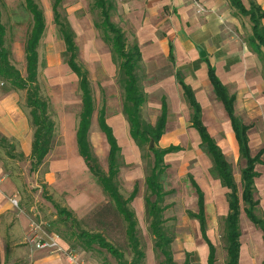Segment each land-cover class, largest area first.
I'll list each match as a JSON object with an SVG mask.
<instances>
[{"label": "crops", "instance_id": "obj_1", "mask_svg": "<svg viewBox=\"0 0 264 264\" xmlns=\"http://www.w3.org/2000/svg\"><path fill=\"white\" fill-rule=\"evenodd\" d=\"M113 1L115 3V10L112 13V18L115 19V23L124 32L130 34L133 39L131 45L133 43L138 45L140 51L139 68L143 69V74L147 78L141 84L146 96L141 110L153 107L156 111L153 121L142 119L146 123L154 125L161 114L163 103L166 106L165 129L154 147L159 150L167 149L170 146L179 148L178 150L167 152L164 156L182 150L183 148L179 144L170 143L165 145L166 137L164 135L170 129V124H173L175 127L188 125L189 132L196 141V146L200 148L209 161L207 171L209 180L203 177L206 180L203 183L197 177H193L191 172H188L187 175L195 193L196 190L192 184V180L203 193L205 235L215 248L214 264H218V251L210 238L212 236L211 232L215 227L214 225H218L219 219L223 218L225 231L224 218L228 213V189L211 172L213 167L212 161L200 147L199 134L191 126L192 108L185 97L181 84L177 80V74L181 76L183 82L192 91L194 100L201 110V121L230 165L231 158H241L230 119L224 109L223 103L216 97L209 80V65L214 68L215 75L225 86L228 94L234 97L233 110L235 116L245 125L249 126L247 136L251 155L254 156L263 149V153L260 156L261 162L257 163L254 168L258 173V176L254 178V198L258 201V214L264 219V60L251 49L247 38L244 37L245 27L251 31V22L247 16L236 12L229 0H201L202 5L206 9L203 14L196 13L195 7L188 0ZM241 1L246 8L253 2L264 10V0ZM261 25L264 27V17L261 19ZM62 42L64 44L63 40ZM109 48L107 46L110 65L114 68L113 72L116 70V67L118 71L117 63ZM198 48L202 49L204 56L201 55ZM100 49H102V46ZM65 64L67 65L66 62ZM73 75L76 76L74 73ZM16 93V89L10 88L7 93L0 95V138L14 144L20 156L30 157L33 132L28 124L30 119L27 116V111L22 110V105L20 106L15 103L14 98L18 96ZM101 111L104 113L106 125L112 130L113 136L120 148L118 160L122 158V151L125 147L131 151L137 147L142 151V148L136 145L130 135L129 124L123 110V99L118 112L110 115H107L104 105L96 109L94 101V110L89 126V141L91 148L93 147V151L98 152L105 148L107 158L106 170L100 166L96 155L93 154L101 169L107 173L109 143L99 125L98 117ZM174 118L176 121L172 120ZM59 125L61 145L57 146L55 150L61 160L50 164L49 172L45 174L47 183L44 182L43 184L44 186L45 184L53 186L51 182L56 183L59 180L68 181L67 186L66 181H64V185L61 182L59 183L62 184L59 187V190H61L59 195H63L66 192L64 194L66 208L70 211L82 213L89 208H93V206L101 201V198L107 195L94 178L95 182L93 183L86 181L88 178L84 170L90 175L91 173L78 152L76 142L77 125L74 114L72 112L68 114L65 112L60 113ZM162 141L164 144H162ZM149 151L151 152L150 149ZM49 156L50 151L45 156L42 164L46 162ZM260 167L262 168L261 170L259 169ZM241 169L238 179L234 176L232 170L234 181L237 187L239 186V197L241 196ZM119 173L120 167L118 162V181L120 180ZM79 175L85 178V181L83 184L74 186L73 179ZM145 179L146 177L144 178L146 185ZM209 183L213 184V188H216L219 197L221 190L224 194L223 205L214 216L208 214L207 193L203 187L206 184V188H208ZM32 189H37L32 195L33 200L29 193L26 195L23 192L24 190L30 192ZM134 189H136V194L130 202V208L136 215L138 235L139 230H141V236L146 239L145 247L143 248L145 253L143 264H158L153 245V235L149 230V221L146 224L144 220L143 223L145 224L142 225V220L140 219V213L144 214L145 212L146 214L145 198L147 195L143 196L138 193V182L135 181L127 197ZM41 190L42 188L38 184L29 182L25 185L24 182L22 183L19 175H15L13 170L5 168L3 162L0 161V264H72L63 255L36 249L26 241L30 216H36L41 211L40 207L42 205L47 207L49 206L48 203L56 209V202L51 197H44L50 201L45 203L46 200L41 196ZM56 190L58 191V189ZM91 192L93 194H90ZM258 192H261L260 196L256 197ZM12 195H15L20 203L17 209L9 201V197ZM75 196L76 198H74ZM239 204L240 236L238 264H264L263 233L247 217L243 210L244 204L241 200ZM197 212L198 204L196 211L188 210L186 212L187 215L181 217V220L179 219L178 222H181L180 227L177 231H174V235L172 234L171 252L176 264H183L185 260L188 261V264H209V245L203 239L199 220L190 214H196ZM242 222H245V225ZM165 223L163 224L164 226ZM139 238L141 241L140 235ZM61 242L65 247L72 249L62 237ZM75 249L83 264H103L99 259L96 260L93 256H90L88 250L80 246H77ZM223 258L224 264H227L225 249Z\"/></svg>", "mask_w": 264, "mask_h": 264}, {"label": "trees", "instance_id": "obj_2", "mask_svg": "<svg viewBox=\"0 0 264 264\" xmlns=\"http://www.w3.org/2000/svg\"><path fill=\"white\" fill-rule=\"evenodd\" d=\"M52 1L53 22L57 31L64 41L65 50L63 57L78 79V89L81 95V110L76 127V142L79 155L83 158L91 175L101 186L109 200L114 206V210L122 217L125 222L124 232L127 244L131 252V258L128 260L125 254L111 242H109L102 233L81 230L72 232L79 246L85 250H105L114 261L108 259L102 260L103 264H143L145 253L141 244L137 219L134 211L130 208V202L136 194L134 189L128 197H124L119 189L117 179L118 157L120 148L117 145L112 130L105 123L104 113L101 111L98 117L101 130L105 133L109 143L108 170L104 172L92 152L89 141V126L91 116L94 110V100L89 83L88 70L79 62V48L75 42V32L70 26L68 19L63 16L59 10L61 0ZM231 6L240 15L247 16L251 22V35L247 38L251 49L264 60V27L261 25V19L264 17V10L259 5L251 2L246 8L241 0H229ZM24 7L31 17V25L24 43L25 75L23 76L18 68L11 62L10 51L6 46V27L2 22L0 10V81L6 83L12 89L25 91V105L28 109L29 119L33 128L30 164L31 169H37L45 156L52 147L55 132V122L50 115V103L46 96L41 92L38 83V46L42 39L45 29V17L43 10L35 0H24ZM92 8L97 10L99 20L94 26L102 33L103 40L109 45L111 54L117 63L119 82L123 90V110L129 124V132L136 145L142 148L149 146L150 139L153 140V147L150 150L154 160L151 173L146 176V186L154 199L145 198L146 214L149 221V230L153 235V245L157 255L158 264H176L172 257L171 242L173 236L168 233L163 225L165 222L164 211L166 205L163 204L166 192L163 190V178L167 165L164 163V154L178 147L170 146L167 149H156L154 145L163 134L166 122V106L163 103L162 111L154 125L146 123L141 117V108L145 102V93L142 90L141 82L137 75L140 61V51L136 43L128 44L125 33L120 26L112 20V13L115 10L113 0H93ZM208 77L212 84L216 97L223 103L224 109L230 119L232 129L237 140L240 158L244 161V167L241 169V196H238V187L234 181L231 165L225 159L215 140L208 134L206 127L201 121V110L194 100L190 88L183 82L181 76L177 74V80L181 84L185 97L188 100L191 112V126H193L200 137V147L205 151L212 161V174L217 177L221 184L228 189V213L224 218L225 222V250L227 255V264H238L239 254V213L240 200L243 202V210L247 217L257 225L264 236V219L257 211L258 201L254 198V178L258 176L255 171V165L261 162L260 156L263 153L261 149L256 155L252 156L249 148V139L247 131L248 125H245L234 114V97L229 95L225 86L214 73V68L208 66ZM5 139L0 138V144H4ZM15 157V155H10ZM197 193L198 212L191 214L197 218L200 223L203 239L209 245L208 263L214 264L215 248L205 235V217L203 193L192 180ZM58 220L74 223L72 211L66 207L56 204ZM183 264H188L185 260Z\"/></svg>", "mask_w": 264, "mask_h": 264}, {"label": "rangeland", "instance_id": "obj_3", "mask_svg": "<svg viewBox=\"0 0 264 264\" xmlns=\"http://www.w3.org/2000/svg\"><path fill=\"white\" fill-rule=\"evenodd\" d=\"M35 1L43 9L46 20L45 33L38 46L37 78L42 94L49 100L51 118L56 123L54 140L50 149V156L44 164L40 165L35 170L31 169L29 157L20 156L16 146L8 141H5L2 145L0 144V161L3 162L5 168L13 170L15 175L18 174L22 183L24 182L25 185L29 182L40 185L42 188L41 196L43 198L51 197L57 205L66 207L64 195L66 192H64L63 195H59L61 191L59 187L62 184L64 185V181L66 180H59L56 183L51 182L53 186H49L48 184L44 186L43 183H47L45 174L49 172L48 169L50 164L61 160L55 150L57 146L61 145L59 114L63 112L67 114L72 112L77 125L81 108L80 91L78 89L77 77L73 75L64 62V44L53 22L51 0ZM92 3L93 0H61L59 10L61 14L69 20L76 32L75 41L79 48L78 60L89 71V82L96 109L104 105L107 115H110L118 112L121 108L123 90L119 82L117 67L115 66L116 70L113 72L114 68L110 65V59L107 55V46L109 47V45L103 40L101 31L94 26V23L99 20V16L97 10L92 8ZM0 10L2 22L6 27L5 40L6 46L10 51L11 62L24 76V43L30 29L31 17L24 7V0H0ZM112 20L115 22V19L112 18ZM250 32L251 31L245 27L244 37L248 38L251 35ZM124 33L127 43L131 44L133 39L130 34ZM101 46L102 49H100ZM136 73L141 84H143L147 79L143 74V69L138 68ZM8 89H10L9 85L0 81V95L7 93ZM16 91L18 96L14 98L15 103L20 106L22 105V110L27 111V116L29 118L28 109L25 105V91L17 89ZM155 114L156 111L153 107L151 109L146 108L141 110V117L146 121H153ZM172 120L176 121L175 118ZM28 124L33 132L30 121ZM169 128L168 132L164 135L166 137V142H164L165 145L174 143L179 144L183 148L182 150L164 156V163L167 165V168L162 181L163 190L166 192L163 202V204L166 205V209L163 214L166 219V230H168V233L174 235V231H177L181 224V222H178L179 219L181 220V217H185L188 210H197L196 193L188 179L187 173L191 172L193 177H197L199 181L204 183L206 180L203 177L209 180L207 172L209 161L200 148L196 146V141L190 134L188 125L175 127L173 124H170ZM164 143L162 141V144ZM149 149L147 144L142 147V151L138 147L134 148L133 151L126 147L123 149V156L118 160L120 167V180L118 183L124 197H127L129 194L133 182L137 181L138 193L154 199V196L146 188L144 183V178L151 173L153 165V155ZM92 152L96 155L100 166L106 170L107 158L105 148L97 152L93 151L92 147ZM10 155H15V157H10ZM230 160L233 174L238 179L240 169L244 166V162L239 158H231ZM259 169L261 170L262 168L260 167ZM84 171L87 173L88 179L86 181L88 183L95 182L93 177L88 174L86 170ZM84 181L85 178L79 175L73 179V185L77 186L83 184ZM60 182L62 184H59ZM67 182L68 181H66V186ZM204 185L203 187L207 193L208 199L207 211L209 215L214 216L223 205L224 194L221 190V195L219 197L218 191L216 188H213V184L209 183L208 188H206V184ZM56 189H58V191ZM36 190L37 189H32L30 192L24 190L23 192H25L26 195L29 193L33 200L32 195ZM260 193L261 192H258L256 197L260 196ZM90 194L93 193L91 192ZM74 198H76V196ZM45 200V203L50 202L47 199ZM48 204L49 206L47 207L42 205L40 207V213L36 214V216L29 215L30 219L35 218L45 222V227L62 237L76 253L77 250L75 248L79 246V243L76 241L75 237L71 236V233L86 230L102 233L109 242L119 248L125 254V257L130 260L131 252L124 232L125 222L114 210V206L107 196L101 198L99 203L93 206V208L87 209V211L82 213L72 211L73 217L76 219L74 223L70 221L65 223L58 220L57 210L54 209L50 203ZM18 205L20 206L19 202ZM14 208L17 209L16 207ZM140 216L142 220L141 224H145L143 223L144 220L146 224H148L145 212L144 214L140 213ZM242 223L245 225V222ZM217 224L218 225H214L215 227L211 232L212 236L210 239L215 244L218 251V264H224L223 253L225 249V234L223 218L219 219ZM139 235L144 248L146 239L141 236V230H139ZM96 249L97 248L88 251V254L93 256L96 260L99 259L102 261L108 259L111 262L114 261L113 257L105 250Z\"/></svg>", "mask_w": 264, "mask_h": 264}, {"label": "built area", "instance_id": "obj_4", "mask_svg": "<svg viewBox=\"0 0 264 264\" xmlns=\"http://www.w3.org/2000/svg\"><path fill=\"white\" fill-rule=\"evenodd\" d=\"M194 7L196 13H205L206 9L201 0H188ZM10 203L18 208V199L15 195L9 197ZM45 222L39 219H30L28 223V232L26 241L36 249L44 250L49 253L63 255L72 264H83L74 249L65 247L61 242V237L54 231L45 227Z\"/></svg>", "mask_w": 264, "mask_h": 264}, {"label": "water", "instance_id": "obj_5", "mask_svg": "<svg viewBox=\"0 0 264 264\" xmlns=\"http://www.w3.org/2000/svg\"><path fill=\"white\" fill-rule=\"evenodd\" d=\"M198 50L201 53V55L204 56L202 49L198 48ZM149 147H153V140L152 139H150V141H149Z\"/></svg>", "mask_w": 264, "mask_h": 264}]
</instances>
